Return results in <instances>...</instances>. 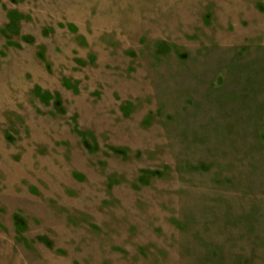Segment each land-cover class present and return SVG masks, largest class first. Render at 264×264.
Instances as JSON below:
<instances>
[{
  "label": "rangeland",
  "instance_id": "obj_1",
  "mask_svg": "<svg viewBox=\"0 0 264 264\" xmlns=\"http://www.w3.org/2000/svg\"><path fill=\"white\" fill-rule=\"evenodd\" d=\"M0 264H264V0H0Z\"/></svg>",
  "mask_w": 264,
  "mask_h": 264
},
{
  "label": "trees",
  "instance_id": "obj_2",
  "mask_svg": "<svg viewBox=\"0 0 264 264\" xmlns=\"http://www.w3.org/2000/svg\"><path fill=\"white\" fill-rule=\"evenodd\" d=\"M24 39H26L28 42L32 41V39H31L30 37H24ZM111 149H112L114 152H117V153H118V152H123V150L121 151V150H118V149H116V148H111ZM13 219H14V222H15L16 224H19V226H21V225L23 224V220H22V218H21L19 215H17L16 213L13 214ZM37 239H38L39 241L45 243L46 245L49 244V241H48L44 236H38Z\"/></svg>",
  "mask_w": 264,
  "mask_h": 264
}]
</instances>
